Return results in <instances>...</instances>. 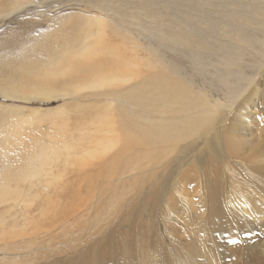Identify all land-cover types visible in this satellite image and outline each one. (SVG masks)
Segmentation results:
<instances>
[{
	"label": "rangeland",
	"instance_id": "obj_1",
	"mask_svg": "<svg viewBox=\"0 0 264 264\" xmlns=\"http://www.w3.org/2000/svg\"><path fill=\"white\" fill-rule=\"evenodd\" d=\"M242 5L264 0H0V264H264V23L227 35ZM70 44L74 74H33Z\"/></svg>",
	"mask_w": 264,
	"mask_h": 264
},
{
	"label": "bare ground",
	"instance_id": "obj_2",
	"mask_svg": "<svg viewBox=\"0 0 264 264\" xmlns=\"http://www.w3.org/2000/svg\"><path fill=\"white\" fill-rule=\"evenodd\" d=\"M228 1H234V0H228ZM185 15V14H184ZM210 15V14H208ZM206 15L205 13L203 12H200L198 14V20L196 23H189L188 21L186 22L187 23V28L189 29V31L191 32H197V23L199 21V19H203V18H206L208 19L211 23H212V31L214 30V27H213V19L211 18L212 16H208ZM187 15H185V18H186ZM201 19V20H202ZM253 19H256V20H253ZM253 20V22H258L260 24H263L264 23V5H261L260 7H255L253 8L251 11H247L246 9V6L245 5H242V10L237 13L236 15L234 16H231L229 19H228V22H227V27L228 29H226V34L227 35H230L232 34L233 32H236V31H239L241 33V36H242V40H247L245 38H247V35L244 33L245 32V28L248 27L250 25V22ZM185 22V21H184ZM247 29V28H246ZM206 35L203 34L201 35V38H202V44H205V40H206ZM80 42V41H79ZM189 42V41H187ZM187 42H185L187 44ZM77 44V43H76ZM84 43H79V45L77 47L79 48H76V51H78V49H81L83 48L84 46ZM222 53L224 56H228L229 54H236V53H239L240 50L237 46H234L233 44H230V43H223L222 45ZM87 50V47H85L82 51H85ZM76 51L73 49L72 45H68L67 48H65L59 55V59L58 61L54 62L52 65H49L45 68H43V70L41 69H38V68H35V70L37 71L36 73H33L34 75H36L39 79L40 78H43L45 77L46 80L49 79L48 81H50V79L53 78V75L54 76H59L60 74L64 73V74H67V73H72L74 74L75 73V69H76ZM201 58V57H200ZM199 58V59H200ZM228 63H231L232 60L231 59H228ZM22 66V65H21ZM24 66V65H23ZM32 67V66H31ZM63 67H66V68H63ZM28 68V67H27ZM75 68V69H74ZM33 70V68H32ZM86 72H88L87 74L91 75L90 77L88 76V78H91L92 80H96L95 79V75L98 73L99 74V71L98 70H95L92 65H91V62L88 63L86 65ZM86 74V75H87ZM233 74L236 75L235 73L233 72H226L223 76H222V79L223 81H226L228 80L229 78L233 77ZM232 79V78H231ZM47 81V82H48ZM44 83V81H43ZM49 83V82H48ZM92 83H95V82H92ZM33 87V86H32ZM23 88V87H22ZM41 89V88H40ZM39 89V90H40ZM35 90V89H34ZM37 90V89H36ZM22 91V90H21ZM31 91V90H30ZM29 91V92H30ZM33 91V90H32ZM31 91V92H32ZM24 92V91H23ZM30 92V93H31ZM35 92V91H33ZM38 94L36 95H39V91L37 90L36 91ZM45 92V91H44ZM26 93V91L24 92ZM23 93V94H24ZM235 92H232L230 93L231 95H234ZM43 94V93H42ZM42 94H40L39 96H41ZM23 96V95H22ZM38 96V97H39ZM43 97V96H42ZM31 99V98H30ZM4 171V167L2 164H0V181L1 180H4L6 178V176L4 175L3 173ZM120 253V252H119ZM100 254V252H99ZM121 255L123 254V252L120 253ZM95 260V259H94ZM97 261V260H96ZM100 264H101V261H100Z\"/></svg>",
	"mask_w": 264,
	"mask_h": 264
},
{
	"label": "snow or ice",
	"instance_id": "obj_3",
	"mask_svg": "<svg viewBox=\"0 0 264 264\" xmlns=\"http://www.w3.org/2000/svg\"><path fill=\"white\" fill-rule=\"evenodd\" d=\"M232 243H236V241H232Z\"/></svg>",
	"mask_w": 264,
	"mask_h": 264
}]
</instances>
